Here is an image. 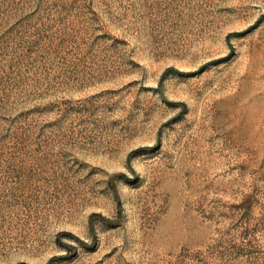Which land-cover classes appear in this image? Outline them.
I'll return each instance as SVG.
<instances>
[{"label":"rangeland","instance_id":"obj_1","mask_svg":"<svg viewBox=\"0 0 264 264\" xmlns=\"http://www.w3.org/2000/svg\"><path fill=\"white\" fill-rule=\"evenodd\" d=\"M0 264H264V0H0Z\"/></svg>","mask_w":264,"mask_h":264}]
</instances>
